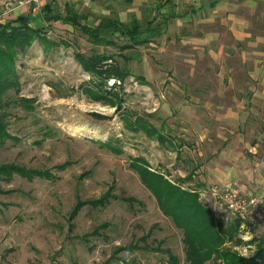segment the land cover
<instances>
[{
	"label": "rangeland",
	"instance_id": "1",
	"mask_svg": "<svg viewBox=\"0 0 264 264\" xmlns=\"http://www.w3.org/2000/svg\"><path fill=\"white\" fill-rule=\"evenodd\" d=\"M121 2L111 0L102 17L122 21ZM76 3L77 12L88 16ZM55 11L65 14L61 6ZM178 12L175 0H155L130 20L126 16L125 24L136 19L159 26L158 35H144L139 46L118 37L112 45H97L79 28L53 23L42 34L46 41H36L19 57L20 87L3 99L5 106L17 103L0 111L12 137L0 147V167L55 179L29 181L13 174L0 180V264H169L162 252L167 249L179 264H188L183 231L164 215L138 166L176 186L185 180L182 187L196 190L224 229L238 218L213 196L215 188L256 200L254 213L263 214L264 96L254 100L253 90L264 83L250 78L253 63L244 60L264 45L249 47L217 28L212 29L219 41L208 44V28H193L207 21L191 14L181 23ZM100 19L88 16L82 24L96 26ZM253 23L252 38L264 35V16ZM195 38L205 43L192 45ZM126 44L131 48L124 49ZM76 53L111 57L130 74L112 89L123 102L113 122L86 115L111 116L118 107L88 98L85 88L96 80L76 62ZM20 100L32 101V109ZM161 135L174 148L162 145ZM103 198L106 206L85 204L75 216L79 203ZM254 213L242 221L236 241L224 247L246 259L264 239V216Z\"/></svg>",
	"mask_w": 264,
	"mask_h": 264
},
{
	"label": "trees",
	"instance_id": "2",
	"mask_svg": "<svg viewBox=\"0 0 264 264\" xmlns=\"http://www.w3.org/2000/svg\"><path fill=\"white\" fill-rule=\"evenodd\" d=\"M43 18L49 25L60 23L79 28L93 43L97 45H112V39L123 38L131 46H139L144 42L143 37L146 34L157 33L159 26H153L152 23H142L139 20H132L125 24L119 19L101 18L96 22V26L82 24L87 17L79 15L73 7L67 5L65 14L57 13L53 7L46 6L43 11ZM90 17V16H89ZM145 24V25H144ZM153 26V28H152ZM45 29H34L29 25V19L18 17L15 20L5 24L0 23V111L6 106L17 103V101L8 102L5 106L3 99L9 91H17L20 87L16 63L20 56H24L32 48L36 41L43 40ZM128 45V44H126ZM131 47L126 46L124 49ZM76 62L83 71L92 76L96 81L90 82L85 88V94L96 103H103L112 108L122 105V99L118 93L107 88V80L111 78L119 79L124 82L130 74L120 70L114 61L107 64L111 57L105 55L92 54L86 56L82 53H76ZM25 109H32L30 100H20ZM143 123L139 120L138 125ZM144 124V123H143ZM5 114L0 115V147L4 146L6 141L11 139L7 130ZM144 129V125H141ZM156 134V133H155ZM162 145L170 143L174 148L172 141L162 135L158 137ZM63 168V167H61ZM139 176L142 182L156 196L158 203L164 215L171 218L176 227L183 231V244L185 245V254L188 264H260L264 259V239L257 240L259 243L253 258H243L236 252L224 248L229 243H234L238 235V229L242 224L240 219L234 221L226 229L217 222L213 212L200 202L199 194L196 190L184 189L169 182L164 176L151 172L144 166H138ZM17 174L23 178L32 181L35 177L53 180L51 175L43 172H27L16 166L0 167V180L3 177L9 179ZM107 199H99L94 202L79 203L74 209L75 216L85 204L94 208L100 205L106 206ZM127 201H133L128 199ZM237 243V242H236ZM128 249H120L119 252ZM163 253L169 255V264H179V260L171 254L170 250H164Z\"/></svg>",
	"mask_w": 264,
	"mask_h": 264
},
{
	"label": "crops",
	"instance_id": "3",
	"mask_svg": "<svg viewBox=\"0 0 264 264\" xmlns=\"http://www.w3.org/2000/svg\"><path fill=\"white\" fill-rule=\"evenodd\" d=\"M111 0H94L91 3L83 4L87 9L88 16H94L95 18H105L109 13V3ZM122 4L121 0H114ZM178 7V13L182 16L179 17L181 23L186 21V16L192 14L193 19L196 18L200 23L203 22V19L207 21V25L193 23V28L198 25L208 28V36L206 41L208 44L217 43L220 39L218 31L212 29L217 28L218 30L227 34L232 40L238 41L239 43L244 42L247 46L251 47L253 45H264V35L260 37L252 38V30H255L254 23L256 20L264 16V0H175ZM61 0H45L41 8L36 9L34 7H29L21 4L20 0H0V10L4 11V8L8 4L13 3V10L10 14L5 15L0 20L1 23L8 20L12 21L18 17H26L29 19L30 27L34 29H45L48 27L43 18L42 11L48 5L56 10V7L61 6L62 10H65V7L68 4L74 6V10L78 11V4L76 0H70V2H64ZM65 3H67L65 5ZM155 3V0H125V9H121L122 14L120 17L124 23L126 16L130 20L129 15L134 13H140V10L146 5ZM109 4V6H108ZM64 5V6H63ZM123 5V4H122ZM71 6V7H73ZM107 6V7H106ZM115 7V6H114ZM124 7V6H123ZM78 13V12H77ZM79 15L81 13H78ZM178 21V23H180ZM128 22V21H127ZM126 22V23H127ZM264 31V27H263ZM214 33V34H213ZM264 33V32H263ZM193 44L198 46V44H204L202 38L193 39ZM253 57L245 58V62H252V70L247 74L250 78L256 79V82L264 83V51H253L251 54ZM253 96L259 98L264 96V87L262 89L253 90ZM255 102V101H254ZM210 181V179H209Z\"/></svg>",
	"mask_w": 264,
	"mask_h": 264
},
{
	"label": "built area",
	"instance_id": "4",
	"mask_svg": "<svg viewBox=\"0 0 264 264\" xmlns=\"http://www.w3.org/2000/svg\"><path fill=\"white\" fill-rule=\"evenodd\" d=\"M64 2H69L70 0H62ZM77 2L81 4H88L93 2L94 0H76ZM21 4L29 7H34L36 9H39L44 4L45 0H20ZM13 10V3H10L6 7L5 15L10 14ZM107 64H112V61H107ZM107 88L109 90H116L119 87L122 86V81L119 79L111 78L107 80ZM213 196L220 198L222 200V203L226 205L230 212L234 215V217L240 219L243 222H246V218H249L250 214H253L258 208L259 204L256 200H246L245 198H242L238 195L236 191L227 189L224 193L220 194L218 189L215 188L213 190ZM261 205V204H260ZM260 215V218H263L264 216V209L263 214H257ZM252 218V217H250ZM261 224H264V222H261Z\"/></svg>",
	"mask_w": 264,
	"mask_h": 264
},
{
	"label": "water",
	"instance_id": "5",
	"mask_svg": "<svg viewBox=\"0 0 264 264\" xmlns=\"http://www.w3.org/2000/svg\"><path fill=\"white\" fill-rule=\"evenodd\" d=\"M122 110L123 107L119 106L116 110H114L111 116L100 112H88L86 115L97 122H113L116 119L117 115L122 112Z\"/></svg>",
	"mask_w": 264,
	"mask_h": 264
}]
</instances>
